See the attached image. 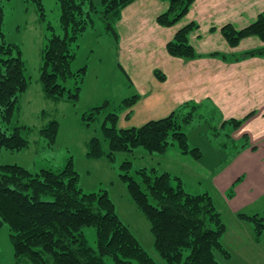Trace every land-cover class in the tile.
I'll return each instance as SVG.
<instances>
[{"label":"trees","instance_id":"obj_1","mask_svg":"<svg viewBox=\"0 0 264 264\" xmlns=\"http://www.w3.org/2000/svg\"><path fill=\"white\" fill-rule=\"evenodd\" d=\"M0 0V154L3 151L21 153L30 147L23 136L30 130L25 126H13L20 98L31 86L21 46L7 40L4 31V3ZM32 3L45 18L43 0H25ZM136 0H58L61 10L60 23L64 35H52L43 49V65L40 81L44 93L53 99L66 100L77 105L80 102L88 66L75 70L79 48L77 41L88 29L103 23L104 31L119 45L116 28L122 11ZM169 10L157 18L163 27L175 26L189 12L195 0H164ZM189 25L177 32L168 43L167 52L185 61L200 58L190 43V34L198 29ZM222 34L232 48L241 40L257 36L264 42V12L249 27L237 31L232 25L222 29ZM228 62H240L253 57L264 58V48L227 56L211 55ZM155 76L162 82L164 73L156 70ZM140 97L124 99L118 109L106 100L83 115L86 125H91L102 115L103 130L108 149L102 141L93 138L89 143L88 157L106 156L111 162L119 153H133L144 147L150 154H165L171 145L182 154L201 159L202 151L189 144L184 126L195 120L201 106L186 103L171 115L152 120L141 127L121 129L120 114L132 109ZM243 120L222 122L220 128L229 125L238 129ZM59 123L49 122L40 135L52 147L56 145ZM218 129V128H217ZM121 178L127 183L130 196L151 224L155 238V250L167 264H220L216 252L229 257L222 238L227 232L223 215L208 193H190L179 176L169 172L157 175L155 170L138 171L139 181L131 176L132 162L121 166ZM233 192V190H232ZM250 222L258 239L264 238V211L255 215L239 214ZM8 226L18 261L31 264H156L137 237L121 220L115 204L107 191L85 192L79 185V173L70 159L62 170L41 169L36 173L18 164L0 163V229ZM94 227L97 247L89 245L86 229Z\"/></svg>","mask_w":264,"mask_h":264},{"label":"rangeland","instance_id":"obj_2","mask_svg":"<svg viewBox=\"0 0 264 264\" xmlns=\"http://www.w3.org/2000/svg\"><path fill=\"white\" fill-rule=\"evenodd\" d=\"M100 1L96 0L97 4ZM43 5L45 18L41 19L32 3L25 0L4 3V31L7 40L21 46L27 66V77L31 80L28 92L20 98L12 125L30 128L23 132V136L30 142V147L21 153L3 151L0 154V163L18 164L36 173L41 169L62 170L72 159L74 168L79 173L80 187L85 192L107 191L121 220L156 264H167L155 250L151 224L132 200L128 185L121 178L120 166L127 160L131 161L130 173L137 181L141 179L138 171L142 169L155 170L157 175L165 172L174 176L182 174L187 181H194V171L199 179L201 172L220 169L225 159L232 157L234 150L230 138L231 127L227 125L221 129L220 114L213 108L201 106L197 112L201 116L197 114L193 122L184 126L190 146L202 151L201 159L182 154L175 145H171L168 152L162 155L150 154L144 147H139L133 153L117 154L114 162L106 156L89 158L87 153L93 138L100 139L105 150L108 149L109 142L105 139L102 127L105 117L102 115L91 125H86L83 121L84 113L94 106L104 104L106 100L112 103L114 109H118L124 99L133 96L130 84L120 70L116 54L105 47L115 45L114 39L104 31L103 23L98 22L95 31L88 29L77 41L80 48L74 69L88 66L80 102L74 105L66 100L48 97L40 81L43 49L48 37L52 35L48 25L51 24L55 28L54 34L63 36L64 31L60 23L61 10L58 0H43ZM53 120L59 123L54 147L40 135V130ZM188 183L190 190L195 192L198 184L194 185L191 181ZM202 184L206 185V182ZM227 218L228 228L222 242L229 257L216 252L219 263L264 264V238L258 239L253 225L247 221L244 223L248 232L243 230L241 236L234 229L236 224L233 218L229 215ZM86 236L89 245L96 248V229L87 228ZM108 263L115 264L112 259H109ZM0 264H31L15 258L8 226L0 229Z\"/></svg>","mask_w":264,"mask_h":264},{"label":"crops","instance_id":"obj_3","mask_svg":"<svg viewBox=\"0 0 264 264\" xmlns=\"http://www.w3.org/2000/svg\"><path fill=\"white\" fill-rule=\"evenodd\" d=\"M169 7L164 0H136L123 9L116 24L119 45H105L116 54L131 95L140 97L132 109L120 114L118 126L141 127L168 117L186 103L213 108L221 122L243 120L230 134L232 157L220 169L201 172L199 179L193 172L194 181H188L198 184L195 192L178 174L190 193L210 194L226 224L229 215L243 236L248 227L238 215L264 211V58L228 62L211 55L232 56L264 48L257 36L232 48L221 32L227 25L243 30L255 23L264 12V0H195L175 26L163 27L157 18ZM192 24L199 27L190 34V43L201 57L184 61L171 56L168 43ZM156 70L165 74L164 82L155 76Z\"/></svg>","mask_w":264,"mask_h":264}]
</instances>
